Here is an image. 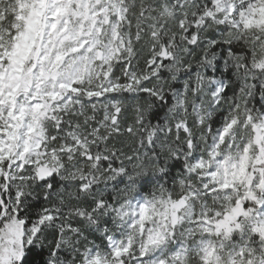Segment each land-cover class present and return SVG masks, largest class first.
I'll use <instances>...</instances> for the list:
<instances>
[{
  "label": "snow or ice",
  "instance_id": "1",
  "mask_svg": "<svg viewBox=\"0 0 264 264\" xmlns=\"http://www.w3.org/2000/svg\"><path fill=\"white\" fill-rule=\"evenodd\" d=\"M0 264H264V0H0Z\"/></svg>",
  "mask_w": 264,
  "mask_h": 264
}]
</instances>
